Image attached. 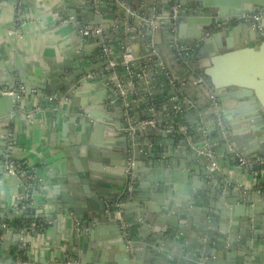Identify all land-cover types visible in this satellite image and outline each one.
Returning a JSON list of instances; mask_svg holds the SVG:
<instances>
[{
	"label": "crops",
	"instance_id": "obj_1",
	"mask_svg": "<svg viewBox=\"0 0 264 264\" xmlns=\"http://www.w3.org/2000/svg\"><path fill=\"white\" fill-rule=\"evenodd\" d=\"M84 1L0 0V86H23L18 79L26 78L49 87V90L33 87L26 93L23 86L25 91L17 113L27 114L29 119H20L16 123L12 117H0V222L24 220L31 216L29 212H34L43 225L42 229L30 233L25 242L14 234L16 229L0 233V264H78L88 261L80 257L83 253L90 261L93 259V254L102 247L101 237H106L107 245L115 244L114 226L111 234L106 229L98 232L96 238L87 233L76 234V230L80 231L84 225L60 200L59 191L70 193L77 203L90 201L84 192L86 183L80 179L77 170L79 167L88 171V161L107 169L106 172L88 171L89 189L86 191L105 200L116 197L119 210L115 218L133 252L131 264H203L202 245L208 241V235L212 245L207 247L205 258L211 264H261L264 237L246 231L244 216L252 209L261 218L256 223L264 228V170L259 175L263 166L258 164L264 160V114L257 112L255 106L252 109L247 96L241 99L230 96L232 87L215 92L200 68V64L209 59L199 62L190 58L192 48L199 43L197 36L203 33L209 36L207 30L211 26L193 23L191 11L184 5L185 1L191 0H180L185 16L180 17L173 34L166 21V1L92 0L102 10L100 20L103 23L98 25L102 33L83 38L71 20H60L68 12L77 17L78 23L82 22L80 9ZM252 6L244 3L246 9ZM234 8H213L211 15L206 11L203 17L220 26L223 18L243 13L234 12ZM17 9L20 11L18 16L23 17L20 23L16 21ZM151 17L158 18L160 26L150 25L146 19ZM230 24L221 39L217 36L218 31L213 33L217 47L214 54L236 52L224 66V73L226 76L242 73L256 78L259 95L264 101V42H256L254 32L246 34L242 31L238 26L240 23ZM174 41L180 44L192 41L195 46L186 45L190 50L179 56ZM103 46L108 49L106 54ZM128 50H132L136 58L132 54L123 55ZM205 53L207 57L211 55L208 48ZM105 60L107 65L102 64ZM130 63L131 72L126 68ZM91 67V71L85 72ZM167 75L174 79L178 89L168 81ZM198 78L202 80L200 83L195 82ZM67 79H71L69 92L60 88ZM113 80L130 94V101H126L127 94L117 96L125 111L123 118L117 108L110 106L113 101L108 94L113 88ZM74 87L77 88L73 90ZM219 95L225 98L217 100ZM184 97L192 99L194 105L182 103ZM177 103L182 106L180 112L173 110ZM84 110L96 117L93 121L106 118L105 125L111 131L113 128L116 136L85 127L80 134L85 141L86 149L82 150H86V156H82L80 147L70 155L64 150L62 125L66 119L89 118ZM216 110L222 125L217 121ZM221 110L226 112L225 116ZM241 110L244 115L232 114ZM151 117L175 130L185 128L187 134L143 128L142 122ZM116 119L122 123L131 121L125 129L128 140L124 138V128H116L115 124H119ZM222 127L227 131L224 132ZM80 129L75 124H68L70 141L76 140ZM161 132L173 135L162 138L158 135ZM225 136L231 138L239 151H224L227 146ZM174 137H183L190 147L208 143L205 147L212 153L215 149L220 175L224 176L226 184L221 185V178L202 176H194L190 183L186 181V171H179L173 187L170 183L165 185L157 181L156 174L150 175L151 170L165 172L171 169V163L178 162L175 154L185 155L188 151L177 138L175 142L179 145L167 143ZM130 143L144 148L137 166L140 181L132 196L129 194L132 187L127 186V178L120 175V167L116 165L130 148ZM237 154L249 165L236 164L232 157ZM5 158L33 170L39 178L37 186L9 185L3 167ZM204 185L221 187L224 191L217 190L218 195L213 197L211 190L203 205L190 206L193 197L203 192ZM232 191L234 195L230 194ZM25 192H29L32 199L27 205L20 200ZM223 194L224 200L231 203L217 200ZM233 206L242 208L243 215L238 214L236 219L221 218L220 210ZM184 215L188 218L187 224L180 220L177 223L184 227V233L173 237L175 234L169 233L173 226L167 227L176 217ZM224 224L233 226L236 238L241 235V242L235 241L232 248L218 249L213 240ZM108 252L105 256L109 260L112 253L117 252L116 247L109 248Z\"/></svg>",
	"mask_w": 264,
	"mask_h": 264
},
{
	"label": "water",
	"instance_id": "obj_2",
	"mask_svg": "<svg viewBox=\"0 0 264 264\" xmlns=\"http://www.w3.org/2000/svg\"><path fill=\"white\" fill-rule=\"evenodd\" d=\"M250 3L252 4L251 9H246L244 8V3ZM184 5L188 10L191 11L192 15V21L193 23H201L203 24H208L211 26L209 31L210 32L209 36H206L205 33L199 34L197 36V40H199L198 45H202V48L198 49L197 46H195L194 42H183L185 45L193 47L192 48V53L189 55L190 58L192 57L193 60L195 61H201L204 59H209L206 63L200 64V68L204 70V75H205V80L208 83V85L215 91L219 92L222 88H227V87H232V91L230 92V96L233 98H244L245 96L248 97L247 102L250 103V106L253 107L255 106V109L257 112L261 111L260 113H263L264 111V101L261 99L259 95V86L258 83L256 82V78L246 76L242 73H237L235 75H228L224 73V66H227L229 64L231 58L236 55V52L233 53H224V54H214L216 51L217 47L214 43L215 37L213 36V33L215 31H218V37L221 39L223 32H228L229 27L231 26L230 23L223 22L222 25L220 26H215L211 24V20H209L206 17H203L206 15V11L208 15H211V11L213 8H228V7H235L234 12H255V11H263L264 12V0H191V1H185ZM134 6L130 8V10L133 11ZM81 11V16L84 18V20L80 23L77 21V17L71 16L68 12H65L64 16L61 18L60 22L63 21H68L71 20L72 24L74 23L75 26L78 28V31L84 30L85 27L87 26H98L102 24L103 22L100 20V15L102 13V10L100 9L99 6H96V4L92 0H85L82 4V9ZM79 11V12H80ZM231 13V12H230ZM233 13V12H232ZM181 16H185V12L181 14ZM142 23V20L140 21ZM156 26H160V22L157 20L156 21ZM239 28L242 29L246 34L254 32L256 34V42L259 44L261 42H264V19L261 21V26L262 28L256 29L253 28L250 24L248 23H240ZM78 35L82 36L83 38H92L91 35L89 36H83L81 32H78ZM210 37V38H209ZM209 38V39H208ZM209 50L211 53L210 56H205L207 53H205V49ZM216 48V49H215ZM255 49L257 46L254 47ZM124 54H132L133 58H136V54L132 50L124 51ZM117 62V60H116ZM102 64L107 65L108 62L105 60ZM93 69V67L88 68L85 70V72H89ZM253 74V73H252ZM258 80V79H257ZM71 79L65 80L62 84H60V88H64V90L69 92V82ZM18 82L21 83L25 88H26V93H28L33 87L38 88L40 90H49V87L44 86L39 83L31 82L26 78H19ZM113 88L110 90V94H108L109 98L113 101L110 106L112 109L117 108V113L120 114V116L123 118L125 116V111L124 108L121 106V101L117 99L118 95H121V89L117 85L118 81L113 80ZM7 86L10 87L9 84ZM77 87H74L73 90H75ZM52 91L54 92L55 89L53 88ZM127 94V92H126ZM69 95V93H68ZM215 95V94H214ZM225 96H218L216 99L217 100H223ZM130 94H127L126 101H130ZM20 102H21V97L17 95H0V108L2 110L0 117H12L16 123L20 119L22 120H27L29 119V116L24 113H17L18 110H20ZM259 104V107H258ZM262 109V110H260ZM113 111V110H110ZM222 114L225 116L226 112H223L221 110ZM85 115L89 116V118H84V120H81L79 118H74L72 119H66L63 122L62 125V130H61V136H62V141L64 145V150L68 152L70 155H74L76 147H80L82 156H86V150L83 152L82 149L84 148L85 141L81 138L80 132L83 131L85 127H88L89 130L92 128H95L98 132H101L104 130L109 136H116L113 133L115 130L112 128V131L107 128L105 125L106 123V118H101L99 122L93 121L92 119L96 118L91 112H88V110H84L83 112ZM245 112L241 111H235L232 112V114H241L244 115ZM250 112L249 114H252ZM106 116V115H105ZM121 118V119H122ZM119 124H115L116 128L119 130L121 128H124V138L128 140V135L126 133L127 128H129L131 121H124L122 123L121 121L117 120ZM68 124H75L79 128H81L77 132V138L74 142L69 140V131H68ZM226 130V129H225ZM133 132V130H130ZM227 131V130H226ZM159 136L162 138L164 137H170L173 135L170 132H161L158 133ZM174 137L171 142H167L171 146L173 145H179L180 142L181 144L184 145L185 147H188V151L185 152V155L175 154L174 158L178 160V162H172L171 169H168L165 172H168L169 175L165 176L164 171H159L155 172V170L150 171V175H155V179L157 181L163 182L165 185L168 183L172 184L174 183L175 179L177 178V174L179 171H186L185 176H187V182H192V178L194 176L199 177H210L212 179L216 178H221V185L226 184V180L224 176L220 175V165H219V160L217 159L216 156H208L206 155V152L209 151V147L203 146V144L197 145L195 144V147H190L189 143L187 140H184L183 137H179V143L175 142L178 141ZM225 139H227V146H224V151L228 150H233V151H239V149L232 144L231 138L229 136H225ZM135 142V141H134ZM131 144V143H130ZM133 144V143H132ZM130 145V148H127L126 153L122 156L121 159H118V163H116L117 166L120 167V175L127 178V186L132 187V192L129 193L130 195L135 193V188L137 185H139L140 178L138 177V161L140 158H142V153L141 151H144V148L139 147L138 145ZM229 145V146H228ZM213 149V148H212ZM215 153V149H213ZM241 153V152H240ZM141 155V156H140ZM184 161L182 162L181 160ZM132 161V162H131ZM112 164V162H111ZM115 165V166H116ZM88 166L87 170L88 171H98V172H106L107 169H101L98 167L96 162L93 161H88ZM96 166V167H95ZM156 165H153V168H155ZM77 170L79 172V177L82 179L84 183V189H89V174L88 171L85 169L80 170L79 167H77ZM149 179H152L151 176ZM8 181L9 185H15V184H23L25 183V178L21 176H8L6 178ZM88 183V185H87ZM173 185V184H172ZM210 185L206 186L204 185L201 189L200 193H197V196L194 198L193 201L191 202L190 206L194 205H203L209 198V194L213 192V197H216L218 195V191L220 188H213L212 186L209 188ZM173 187H175L173 185ZM85 192L86 198L90 199L88 203H83L82 201H78L70 195V193H65L59 191L60 200L66 204L67 208H69L72 212H74L77 216V218L80 220L81 223H83V228L79 231L76 230V234L82 236L83 234H90L94 238L97 237L98 232H102L106 229L110 230L111 234V227L116 230V233H112L116 237L115 244L107 245L105 242L106 237H101L100 240H102V247L98 249L97 253L93 254V259L90 261L89 257L85 255L84 253L81 254V258L85 257L88 259V261H83L78 264H131L133 262V252L131 251L128 243H127V236H124L122 228H119L118 222L116 220V213L118 212V206H116L117 199L116 197L114 198H108L107 200L101 199L97 197L96 195H92L88 193L87 191ZM212 190V192H211ZM218 190V191H217ZM23 191V188H22ZM210 191V192H209ZM221 191H224L221 190ZM220 191V193H221ZM128 193V192H126ZM230 194L234 195L235 193L232 191ZM131 195V196H132ZM224 194L221 195V197H218L219 202H225V203H231L229 201L224 200ZM82 203V204H81ZM234 203V201H233ZM232 203V204H233ZM82 206V207H81ZM83 208V209H82ZM82 209V212H81ZM221 212V218H229L232 217L233 219H236L238 214H242V208H237V207H230V208H222L220 210ZM245 221L246 224V231H254V234L257 233L258 235H261V237H264V228L263 225L257 224L256 221L260 220V216H257V214L253 213L252 209H249V212L245 214ZM178 220L183 221V223L187 224L188 218L185 217H176L175 220L172 221V225H168L167 228L170 226H173L172 229L170 230L169 233H173L175 235H172L173 237H176V235H180L181 233H184V227H181L178 225ZM152 221V220H151ZM117 224V225H116ZM227 225V224H226ZM224 224L223 229L220 231L221 233L218 234V236L214 238V243L216 244V248L221 249L223 246L226 247L228 246L229 248H232L233 245L235 244V241L241 242V235L239 234V237L236 238V231H233V226L232 225H227ZM89 227V230H84L85 228L87 229ZM205 227V226H204ZM209 227V226H207ZM166 228V229H167ZM176 229V230H175ZM260 229V231H259ZM212 230V228H211ZM3 231L0 230V233ZM165 233V231H164ZM251 233V232H250ZM14 234L18 237L20 240V235L18 234L17 230H14ZM238 234V233H237ZM253 234V235H254ZM257 235V236H258ZM211 236H207L206 242L203 243L202 247L204 248L202 254V262L203 264H211L208 260L205 258V253L207 250V247L212 245L210 243ZM134 246V244H133ZM214 246V245H213ZM116 247V251L112 253L113 257L112 259H107L105 254H109L108 249ZM233 253V252H232ZM234 255V254H232ZM208 262V263H206ZM264 264V259L262 260V263Z\"/></svg>",
	"mask_w": 264,
	"mask_h": 264
},
{
	"label": "built area",
	"instance_id": "obj_3",
	"mask_svg": "<svg viewBox=\"0 0 264 264\" xmlns=\"http://www.w3.org/2000/svg\"><path fill=\"white\" fill-rule=\"evenodd\" d=\"M167 2L166 8H165V16H166V21L167 23L170 24V29L172 34L175 32V28L177 25V22L179 21L181 14L184 12L182 3L180 0H163ZM163 9V7H161ZM20 14L19 9H17V18L16 21L17 23H20L22 21L21 16H18ZM264 19V12L263 11H255V12H243L241 14H238L236 16H227L225 18H223L224 22L230 23V22H234V23H248L250 24L253 28L256 29H261V21ZM148 21V23L152 26L156 25V21L158 20V18L155 19V17H151L149 19H146ZM81 34L83 36H89V35H101L102 30L100 27L98 26H87L84 28V30L80 31ZM175 42V41H174ZM175 48L177 51V54L179 56L182 55H186L188 53V51L190 50V48L184 44H180L179 42H175ZM108 49L103 46V53H107ZM124 55H131V54H124ZM131 63L130 64H126V68L129 72H131ZM113 73V72H112ZM168 81L178 89V87L176 86V83L174 81V79L170 76L167 75ZM202 80L200 78H198L195 82L200 83ZM194 82V83H195ZM121 89V94H126L124 92V89ZM25 88L23 86H19V87H4V86H0V95H5V96H12V95H17V96H22L24 94ZM187 103L190 104V106H193V100L188 98V97H184L182 100V103ZM182 109L181 104H174L173 105V110L174 112H180V110ZM216 114L218 116V123L220 125L223 124L222 119L219 118V113L216 110ZM221 120V121H220ZM142 127H152L156 130L159 131H174L180 134H187V130L184 128L183 130H175L172 126L169 125H165L164 123H160L157 121V119L155 117H151L147 120H145L144 122H142ZM222 130L225 132L224 128L222 127ZM205 144V142H204ZM208 143L205 144V146H207ZM206 155L208 156H215L214 153H212L210 150L206 152ZM217 157V156H216ZM218 159V157H217ZM232 160H234V162L240 166L246 167L249 165V163L246 162L245 158L242 157L241 155H235L234 157H232ZM258 164L261 166L262 164V169L259 170L260 174H262L263 170H264V160L258 162ZM3 167H4V173L6 174V176H21L25 178V183H23V186H27V187H31L33 184H36L39 182V178L37 177L36 173L33 170L27 169L25 167L20 166L19 164H16L15 162H13L12 160H8L5 158V161L3 163ZM20 200H22V202H25V205H27V203L30 204L31 202V195H29V192H25L22 196H20ZM29 206V205H28ZM29 221L25 222V225L23 227H17V228H10L8 226V224L6 222H0V230L4 231V232H10L13 229H16L18 231V234L20 235V240L22 242H25L28 238V235L30 233H34L37 232V230H39L40 228V224H39V220L34 219L32 222L28 223Z\"/></svg>",
	"mask_w": 264,
	"mask_h": 264
},
{
	"label": "trees",
	"instance_id": "obj_4",
	"mask_svg": "<svg viewBox=\"0 0 264 264\" xmlns=\"http://www.w3.org/2000/svg\"><path fill=\"white\" fill-rule=\"evenodd\" d=\"M140 70V69H139ZM135 73H136V70H133ZM33 187L35 186H37L36 184H33L32 185ZM30 213V217L29 218H27V219H24V220H20V219H17V220H11V221H7L6 223L8 224V226L10 227V228H15V227H23L24 225H25V221H27V220H29V222L28 223H30V222H32L34 219H37V218H35L36 217V215H35V213L34 212H29ZM38 220V219H37ZM40 223V228H39V230L40 229H42V227H43V225H42V223L41 222H39Z\"/></svg>",
	"mask_w": 264,
	"mask_h": 264
}]
</instances>
